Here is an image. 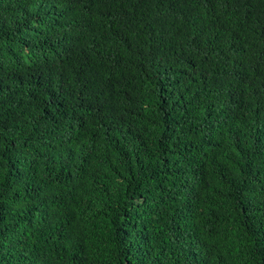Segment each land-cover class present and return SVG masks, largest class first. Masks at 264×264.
<instances>
[{
	"label": "trees",
	"instance_id": "1",
	"mask_svg": "<svg viewBox=\"0 0 264 264\" xmlns=\"http://www.w3.org/2000/svg\"><path fill=\"white\" fill-rule=\"evenodd\" d=\"M0 264H264V0H0Z\"/></svg>",
	"mask_w": 264,
	"mask_h": 264
}]
</instances>
